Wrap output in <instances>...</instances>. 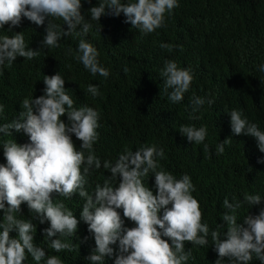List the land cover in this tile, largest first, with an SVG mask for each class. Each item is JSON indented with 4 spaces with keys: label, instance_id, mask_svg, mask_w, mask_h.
<instances>
[{
    "label": "clouds",
    "instance_id": "obj_1",
    "mask_svg": "<svg viewBox=\"0 0 264 264\" xmlns=\"http://www.w3.org/2000/svg\"><path fill=\"white\" fill-rule=\"evenodd\" d=\"M179 3L97 0L85 19L82 0H0V30L13 33L0 35V78L17 57L31 61L42 48L59 47L62 37L73 33L86 37L92 21L99 24V31L102 15L123 13L125 23L150 34L165 27ZM25 18L36 26L47 21L37 49L26 43L24 31H13ZM160 47L170 45L161 43ZM66 55H72L93 76H110L97 48L87 39L79 40L75 52L68 48ZM261 60L257 71L264 73ZM159 75L172 104L184 99L194 80L193 70L174 60H165ZM43 83L42 95L33 98L32 94L16 108L6 103L8 98L0 99V264H24L28 255L36 264H62L58 256L47 255L45 248L34 243V236H41L42 231L55 252L74 250L79 264H264V207L239 222L237 218L238 209L259 205L264 197L246 193L242 200L225 198L224 223L210 229L202 220L204 212L194 198L196 188L190 175L177 178L166 171L160 164L166 158L161 146L125 148L118 158L102 162L94 149L100 112L87 104L75 107L59 71L44 75ZM86 91L93 98L101 95L95 84H89ZM189 103L190 118L198 119L195 114L205 104L213 105L215 98L193 94ZM225 111L231 133L255 138L256 159L264 163V129L240 109ZM64 115L67 122L61 119ZM178 130L188 142L203 144L210 151L206 126L181 125ZM73 134L81 142L78 148ZM228 142L216 144L217 155L223 154ZM101 167L108 170V176L103 183H91ZM23 211L30 218H20ZM33 220L49 226L41 230ZM12 231L15 237L10 236Z\"/></svg>",
    "mask_w": 264,
    "mask_h": 264
},
{
    "label": "trees",
    "instance_id": "obj_2",
    "mask_svg": "<svg viewBox=\"0 0 264 264\" xmlns=\"http://www.w3.org/2000/svg\"><path fill=\"white\" fill-rule=\"evenodd\" d=\"M96 3L82 0L85 19L87 10ZM124 20L123 13L119 17L102 15L99 31V24L92 21L86 37L76 33L62 37L59 47L42 48L31 61L17 57L0 78V99L8 98L6 103L16 108L32 94L33 98L42 95L44 75L59 71L74 106L87 104L101 114L99 140L94 145L101 161L118 158L125 148L135 151L141 145L161 146L166 154L161 166L177 178L190 175L196 188L194 198L204 212L202 220L215 230L224 223L221 214L226 211L222 208L225 198L230 202L233 198L242 200L246 193L264 197V163L256 159L255 138L233 135L225 111L240 109L249 121L264 129V73L257 71L258 60H264V0H180L165 27L150 34L141 33ZM46 23L36 26L25 18L13 31H24L26 43L37 49ZM0 35L13 33L0 30ZM80 39L97 48L100 63L110 69L107 79L91 75L72 55H66L68 48L75 52ZM161 43L170 47L163 49ZM165 60L190 67L194 73L190 90L178 104H172L163 92L159 73ZM89 84L97 85L101 95L93 98L87 93ZM193 94L215 98L213 105L205 104L195 114L198 119L189 115ZM65 115L61 119L67 122ZM181 125L206 126L205 143L210 151H205L203 144L188 142L178 130ZM72 139L78 148L81 142L74 134ZM225 139L229 142L223 154L217 155L215 146ZM106 176L108 170L101 167L91 183H103ZM261 207L264 200L250 208L242 206L237 210L238 222L246 214H258ZM22 214L20 218H30L29 213ZM2 215L0 211V219ZM33 223L41 230L49 226L38 220ZM10 236L15 237L16 232H10ZM41 236H34V243L45 248L47 255L58 256L62 264H79L72 255L74 250L57 253L50 241L44 240L43 231ZM24 264L36 262L28 255Z\"/></svg>",
    "mask_w": 264,
    "mask_h": 264
}]
</instances>
